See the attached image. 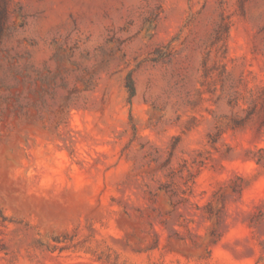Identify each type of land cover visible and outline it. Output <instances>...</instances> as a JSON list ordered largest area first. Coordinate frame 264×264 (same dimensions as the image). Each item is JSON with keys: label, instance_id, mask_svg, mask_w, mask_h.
I'll list each match as a JSON object with an SVG mask.
<instances>
[{"label": "rangeland", "instance_id": "374dc122", "mask_svg": "<svg viewBox=\"0 0 264 264\" xmlns=\"http://www.w3.org/2000/svg\"><path fill=\"white\" fill-rule=\"evenodd\" d=\"M3 8L0 264H264V0Z\"/></svg>", "mask_w": 264, "mask_h": 264}, {"label": "trees", "instance_id": "16d2710c", "mask_svg": "<svg viewBox=\"0 0 264 264\" xmlns=\"http://www.w3.org/2000/svg\"><path fill=\"white\" fill-rule=\"evenodd\" d=\"M5 16H6V10L3 8L2 12H0V43H1L3 30H4ZM129 88H130L132 94H134V87H133L132 83L129 84Z\"/></svg>", "mask_w": 264, "mask_h": 264}]
</instances>
